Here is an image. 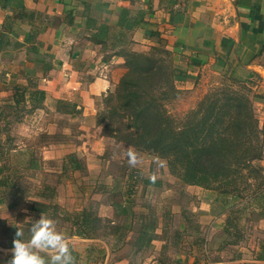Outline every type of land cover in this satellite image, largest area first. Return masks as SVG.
Segmentation results:
<instances>
[{
	"label": "rangeland",
	"instance_id": "rangeland-1",
	"mask_svg": "<svg viewBox=\"0 0 264 264\" xmlns=\"http://www.w3.org/2000/svg\"><path fill=\"white\" fill-rule=\"evenodd\" d=\"M62 1L68 10L75 9V26L53 25L64 5L45 0L43 8L56 5V14L46 10L40 18L27 19L37 23L36 28L46 27L43 31L50 27V33L37 34L21 49H11L9 37L1 43L0 264H8L11 259L6 246L13 226L20 227L28 239L31 222L44 213L56 222L58 230L72 236L76 235L72 229L75 218L82 212L101 220L96 232L76 235V264H243L234 259L238 254L254 258L264 244L262 208L242 210L246 201L233 200L234 206L229 209L236 210L231 217L236 218L238 227L228 235L225 226L229 209L215 201L217 194L182 182L166 158L148 154L133 143L135 128L118 96L121 80L128 72L127 59L124 53L118 55L119 49L112 48V41L107 48L97 44L81 13V3L92 1L91 16L107 19L110 24L118 22L123 7L134 15L147 12L144 20L152 25L128 33L126 54L154 55L184 73L200 67L201 62L193 60L192 54L185 58L177 51L174 40L169 41L168 34L155 23L156 17L151 16L150 0ZM102 1L109 6H102ZM25 29L28 35L36 30L35 26ZM153 31H160L166 43L151 39ZM224 64L225 58H220L219 65ZM196 72L194 77L175 76L179 90L175 97L163 95L165 79L156 78L153 93H160L168 114L181 122L212 95L223 96L227 90L239 92L252 101L264 154L259 120L263 111L259 104H264L259 97H264V89H251L240 80V74L232 76L224 66L221 70L206 66ZM37 91H44L46 98L31 100L30 94ZM66 104L74 105L77 111L64 113ZM129 146L141 158L135 168L129 166L124 155ZM71 155L80 167L75 166ZM254 166L264 175V159L255 161ZM152 176L156 177L154 183ZM260 182L258 175L249 180L241 178L236 184L249 195ZM128 189L132 191L129 197L125 195Z\"/></svg>",
	"mask_w": 264,
	"mask_h": 264
},
{
	"label": "trees",
	"instance_id": "trees-1",
	"mask_svg": "<svg viewBox=\"0 0 264 264\" xmlns=\"http://www.w3.org/2000/svg\"><path fill=\"white\" fill-rule=\"evenodd\" d=\"M168 1L171 2V0ZM175 1L172 0V2ZM81 4L84 5L81 13L87 18L88 30L97 44L107 48L112 41V48L119 49L118 55L121 56L124 53L127 59L128 72L121 80L118 96L123 100L121 107L128 110L129 118L135 128L132 135L133 143L146 150L148 154L166 158L170 169L182 182L217 194L215 201L222 202L224 209L233 208L232 201L242 199L246 201L242 210L254 206L264 210V175L261 168L254 166L255 161L264 159V154L259 143L260 130L253 112L252 101L246 95L227 90L223 92V96L215 94L205 99L201 102L199 109L193 110L183 121L177 122L166 111L158 96L160 93L156 94L153 91L156 89V78H164L162 85L165 86L162 94L175 97L179 90L174 84V78L177 75L184 76L185 73L178 72L177 68L170 67L162 59H156L154 55L138 52L126 54L124 49L125 43H130L128 39L130 31L152 25L144 20L147 12L143 10L134 15L131 9L123 7L118 22L110 24L107 19L98 20L91 16V10L94 7L92 1ZM153 5L150 1L148 10L153 11ZM102 6L108 7L109 3L102 1ZM75 13V9L68 10L64 5L62 14L55 18L57 22L53 25L58 27L65 23L75 26ZM29 16L31 18L34 15L24 14L22 18L26 19ZM40 16L39 14L38 17ZM41 29L35 31L28 41L35 39ZM3 38L4 36L0 39L2 44ZM150 38L156 39L157 44H165L167 41L160 31H153ZM117 43H120L119 47ZM154 49L164 51L166 54L170 53L158 47ZM50 66L49 64L47 69H50ZM147 85L148 87L143 88ZM34 98L44 100L46 94L44 91L31 93L30 99ZM259 98L264 100L263 96ZM59 103L63 104L62 101ZM65 107L67 109L63 110L64 113L70 114L77 111L72 104H66ZM70 159L76 167H80L74 155H71ZM258 175L261 176V182L254 190L251 189L253 192L249 195L243 194L244 191L238 188L236 182L241 178L249 180L250 177ZM248 185L252 187L251 184ZM131 193L132 191L128 189L125 195L129 197ZM117 206L122 208L123 204H117ZM235 211L228 210L230 216L225 226V232L228 235L232 234V229L238 227L236 218L231 217ZM100 220L98 216L82 212L76 216L72 229L78 236H89L91 232L97 231ZM16 227L21 229L18 226L11 228L12 235L6 246L8 249L13 247L12 241ZM73 255L77 263V252L73 251ZM45 258L47 259L48 256ZM254 259L264 261V244Z\"/></svg>",
	"mask_w": 264,
	"mask_h": 264
},
{
	"label": "crops",
	"instance_id": "crops-1",
	"mask_svg": "<svg viewBox=\"0 0 264 264\" xmlns=\"http://www.w3.org/2000/svg\"><path fill=\"white\" fill-rule=\"evenodd\" d=\"M42 1H0V19L4 24L0 39L3 36L9 37L8 46L13 47L11 49L24 48L29 42L28 38L31 35L25 34L28 31L25 27L33 29L35 26V31L39 29L36 28L37 23H31L27 19L30 16L23 20L24 14H33L38 17L39 14L44 15L46 10L49 14L51 12L56 14V5H50L49 8L44 9L45 0ZM150 1L155 5L151 16L156 17L155 23H158L157 25H160L161 29L168 34L169 41L174 40L173 44L177 51H181V55L185 58H187L186 54H192L193 60L201 62L200 67L191 65L193 68L187 70L185 75L194 77L198 73L196 71H202L206 66L220 70L224 66L230 75L240 74V80L248 87L264 89V0ZM53 2L66 5L62 0L57 2L53 0ZM63 24L66 26L65 23ZM13 26H15L14 29ZM45 28L38 33L39 36L46 34L45 32L50 33L52 30L49 27L43 31ZM1 54H4L2 48H0ZM220 58H225L226 64L223 66L219 65ZM0 63H2L1 59ZM1 65L3 64H0V67ZM259 105L263 110L259 120L264 132V104ZM234 259L243 264H264V261H257L253 257L248 258L246 254H238Z\"/></svg>",
	"mask_w": 264,
	"mask_h": 264
},
{
	"label": "clouds",
	"instance_id": "clouds-1",
	"mask_svg": "<svg viewBox=\"0 0 264 264\" xmlns=\"http://www.w3.org/2000/svg\"><path fill=\"white\" fill-rule=\"evenodd\" d=\"M124 155L130 167L141 163L139 154L131 146L125 149ZM154 183L156 177H150ZM27 211V209H25ZM15 237L10 249L11 259L8 264H76L73 251L78 236H68L57 229L56 222L44 213L40 219L32 221L28 229L29 238H24V232L16 227ZM41 253L48 254L46 259Z\"/></svg>",
	"mask_w": 264,
	"mask_h": 264
},
{
	"label": "built area",
	"instance_id": "built-area-1",
	"mask_svg": "<svg viewBox=\"0 0 264 264\" xmlns=\"http://www.w3.org/2000/svg\"><path fill=\"white\" fill-rule=\"evenodd\" d=\"M3 30H4V24L2 20L0 19V34L3 32Z\"/></svg>",
	"mask_w": 264,
	"mask_h": 264
}]
</instances>
